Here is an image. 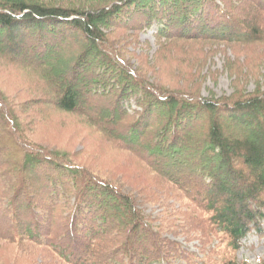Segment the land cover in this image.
I'll list each match as a JSON object with an SVG mask.
<instances>
[{"label": "trees", "instance_id": "16d2710c", "mask_svg": "<svg viewBox=\"0 0 264 264\" xmlns=\"http://www.w3.org/2000/svg\"><path fill=\"white\" fill-rule=\"evenodd\" d=\"M52 1L0 0V37L13 47L5 34L16 32L31 50L19 64L0 50V62L32 75L31 89L45 96L23 103L21 85L11 92L0 87V249L13 250V264H172L186 253L168 234L186 230L204 242L203 223H209L237 249L252 228L260 231L264 82L250 74L261 65L251 62L264 59L256 53L264 48V0ZM150 28L157 49L148 60L150 43L138 32ZM67 30L77 38L58 55L59 67L50 56ZM128 43L139 48L136 55L125 49ZM236 46L253 52L231 57L227 49ZM175 48L197 49L196 63L222 52L224 70L235 82L241 75L238 85L225 95L201 96L149 79L147 64L159 65L156 53ZM65 73L72 84L58 92L54 83ZM37 104L71 114L132 154L169 192L197 206L203 217L196 228L174 224L185 212L172 204L168 216L176 219L161 211L154 224L139 201L158 196L137 198L74 161L76 155L36 142L25 120ZM28 250L43 259L35 261Z\"/></svg>", "mask_w": 264, "mask_h": 264}, {"label": "rangeland", "instance_id": "374dc122", "mask_svg": "<svg viewBox=\"0 0 264 264\" xmlns=\"http://www.w3.org/2000/svg\"><path fill=\"white\" fill-rule=\"evenodd\" d=\"M65 1L53 0L52 2L60 4L66 3ZM95 1L99 4H104V0ZM12 33L3 34L7 35L8 39L12 41V44L15 43L16 46L13 45V47H10L11 45H8V41H4L0 37L2 39L0 40V50L5 55L8 53L14 54V59L19 64L29 58L31 50L26 45V42L21 43L22 39L18 33ZM131 33L123 32L122 34L129 36ZM138 33L140 41L143 42L146 40L150 43V48L147 51V58L150 60V57L154 55L157 49L153 41L154 30L152 28L144 29ZM59 36L61 37L57 35L54 47L57 48L54 52L55 54L53 53L50 57L54 61V65L60 67L64 58H60L58 55L62 53L66 47V43L70 41V37L77 38V33H72V30H67ZM71 41L76 42L74 38ZM133 46V44L128 43L125 49L130 51L133 49L136 55L139 48H134ZM241 48V46H236L232 51L230 49L227 50L231 57H233L232 52H235V54H239L237 56H242V59L246 54L253 52L252 49H243V51L239 52L238 50H241ZM196 50L195 48L184 50L175 48L173 51L161 50L157 52L158 67L153 65L149 68L146 62L148 78L153 81H160L166 88L197 92L201 96H208L210 92L216 96L231 93L233 91L232 86L236 88L241 75L237 76L235 82L234 75H229L224 70L222 52L216 51L214 57L209 58L206 62L196 63L197 60L194 58ZM262 50L264 48L255 51L260 54L264 53ZM198 51L200 52L201 48ZM199 57L203 59L204 56L199 55ZM253 61L251 63L261 65L259 66L260 70L255 75L250 74V77L263 83L264 59L260 58ZM132 63L133 66L138 65L134 60H132ZM150 64H152V61H150ZM245 66L250 68L247 64ZM66 74H60L58 80L54 83L56 89L59 90L58 92H61L65 85L69 86L72 84V78H68ZM252 83L249 86L250 89L254 88L255 83ZM17 84L25 89L26 94L23 97V103L29 100L41 101L45 97L43 94L39 95L31 89L33 85H36V81L33 80L32 75L17 68L6 67L0 62V87L5 91L11 92L10 90H14ZM83 105V107H90L88 105H91V102H85ZM29 113L31 116L25 120V123L28 127L30 126V136L39 144L76 155L74 161L81 162V164L93 169L98 174L122 185L127 192L133 193L137 198H143L151 194L158 196L159 200L153 203H148L144 200L139 201L144 213L154 220V224L158 225L161 223L157 219L162 217L161 211L165 212L168 219H176L175 215L168 216L172 211L168 208V205L172 204L174 209H180L181 212H185L183 221H181L182 216H178L174 224H186V228L184 229L196 228V220L203 217L201 213L196 212L195 209L197 206H188V202L181 199L178 192L172 190L169 192L167 190L169 186L161 180L156 179L154 174L150 173L145 165L132 154L117 150L93 129L83 124L71 114L54 112L49 109L48 105L43 106L42 104H37ZM262 225V230L258 232L254 230L248 233L244 241L240 242V248L238 249H233L227 237L221 232H217V228L209 223H203V229L208 235V238L204 242H199L192 232L179 230L180 228H178L176 231H179L173 233V236L170 234L167 236L178 243L179 247H182L186 254L185 256L183 255L172 260V264H220L221 262L264 264V223ZM12 251L10 247L0 249V264H13L14 258L12 254L14 252ZM28 254L37 262L43 259L42 255L31 250H28ZM7 260H11V263L7 262Z\"/></svg>", "mask_w": 264, "mask_h": 264}]
</instances>
